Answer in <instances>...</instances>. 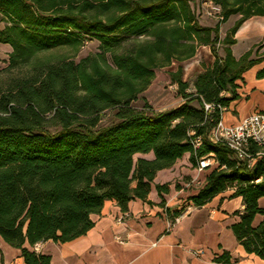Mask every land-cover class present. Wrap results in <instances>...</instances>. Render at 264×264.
<instances>
[{
  "label": "trees",
  "instance_id": "16d2710c",
  "mask_svg": "<svg viewBox=\"0 0 264 264\" xmlns=\"http://www.w3.org/2000/svg\"><path fill=\"white\" fill-rule=\"evenodd\" d=\"M212 1L221 7L219 22L239 16L222 38L218 24L199 22L191 0H0V43L11 48L2 68L10 76L0 86V237L20 249L25 264H49V256L24 243L85 233L104 200L123 211L131 199L145 200L156 171L184 153L193 166L209 153L215 159L190 203L200 207L232 190L229 197L242 204L232 234L244 252L264 259V160L248 167L226 145L209 141L220 111L205 114L202 106L227 107L238 97L236 81L257 59L250 49L234 57L231 45L244 20L264 15V0ZM88 41L97 50L77 60L38 57L59 46L75 55ZM200 45L214 59L202 63L189 90L181 63ZM173 62L166 73L181 101L154 109L143 92L155 70ZM192 135L202 137L196 149ZM148 152L152 158L136 156ZM213 260L231 257L223 251Z\"/></svg>",
  "mask_w": 264,
  "mask_h": 264
},
{
  "label": "crops",
  "instance_id": "0c3cea01",
  "mask_svg": "<svg viewBox=\"0 0 264 264\" xmlns=\"http://www.w3.org/2000/svg\"><path fill=\"white\" fill-rule=\"evenodd\" d=\"M235 15L230 16L233 23L239 17ZM3 24L0 21V28ZM234 39L231 45L234 57L238 58L246 50L258 46V53L261 54L252 57L257 62L243 72L242 79L236 81L238 97L231 99L227 110L222 113L227 122H234L253 110L264 109V76L257 75L264 68V15H253L244 20L236 30ZM238 43L246 48L236 55L233 47ZM206 46L211 61L214 59L208 45L198 46L194 55L181 63L183 80L187 81L190 74L195 75L200 71L202 61L191 59L197 55L199 47ZM0 50L3 51L0 61H4L11 50L10 45L0 43ZM185 64L188 66L185 67ZM246 72H250L248 81L244 79ZM193 104L197 106V103ZM136 156L152 158L153 154L138 153ZM188 156V153H184L170 167L156 171L145 200L131 199L125 211L114 199L104 200L100 211L91 214L93 225L85 233L64 242L51 239L40 242L37 252L48 255L49 264H264V259L244 252L232 234L230 224L237 219L233 212L242 208L239 196L229 197L232 190L217 194L200 207L194 206L166 230L164 204L171 213L183 205V199L184 204L190 202L188 195L204 183L208 172V169L196 171ZM192 177L200 179L201 185L189 191L184 185ZM155 184H166L167 192L158 193ZM176 184H181V187L175 188ZM116 235L124 242L117 241ZM24 245L32 249L27 243ZM195 248H203V253L193 255L190 250ZM223 251L229 252L231 261H214L213 258ZM0 264H25L20 249L9 245L1 237Z\"/></svg>",
  "mask_w": 264,
  "mask_h": 264
},
{
  "label": "built area",
  "instance_id": "2783aa9c",
  "mask_svg": "<svg viewBox=\"0 0 264 264\" xmlns=\"http://www.w3.org/2000/svg\"><path fill=\"white\" fill-rule=\"evenodd\" d=\"M200 1L205 15L212 16L218 20L221 18V7L219 4L212 0ZM202 106L205 114H209L214 108H218L220 111L218 120L207 133L209 141L223 143L232 150L233 156L237 161L245 162L248 167H251L257 160H264V109L253 110L244 116L238 117L234 122H227L222 116V113L227 110L226 106L211 102H203ZM190 141L192 147L196 149L201 144L202 137L201 135H192ZM214 163L213 154L209 153L197 157L195 169L201 172ZM200 182V179L197 177H192L184 187L188 188L191 184L197 185ZM193 207L194 205L190 202L185 203L178 208L177 214L172 215L168 212V206L164 204L163 211L167 226L166 230H169L184 215L188 214ZM119 220L118 218L117 221ZM115 239L119 242H124V239L118 235L115 236ZM39 243L37 242L32 246L35 252L39 250ZM190 251L193 255L200 256L203 253V248H195Z\"/></svg>",
  "mask_w": 264,
  "mask_h": 264
},
{
  "label": "rangeland",
  "instance_id": "374dc122",
  "mask_svg": "<svg viewBox=\"0 0 264 264\" xmlns=\"http://www.w3.org/2000/svg\"><path fill=\"white\" fill-rule=\"evenodd\" d=\"M191 4L194 8V11L196 12V15L198 17V20L201 24H212V25H216L218 24V33H219V37L222 38L224 36V33L227 32V29L232 25L233 20L231 17H229V19L227 21H225L226 23L223 22H219L218 19L212 17V16H207L203 13L202 8H201V1L200 0H191ZM238 15H235L234 17H236ZM246 47H243L242 44H236L233 47V53L238 55L241 52H243V50H245ZM260 48V46H258L256 49H254V47L250 48V57H255L258 56L261 53H258V49ZM207 46L206 47H199L198 51H197V55L195 57H193V59H198L201 60L202 62H200V66L202 67V63L208 65L211 64V55L209 54V51L207 50ZM97 50V42L96 41H88L85 42L84 45L80 48V50L77 52V54L72 55V49L67 47V46H59V47H55L52 48L48 51L45 52H41L38 54V57L41 58H45V57H49L52 60H57V59H61L63 57H67L69 56L70 58L77 60L79 56H83L86 53L90 52V51H96ZM217 50L218 53L220 55H223V48L221 45L217 44ZM3 54V51L0 50V55ZM72 55V56H71ZM187 62H190L189 60ZM185 63V62H184ZM183 63V64H184ZM6 65V61H0V86L3 87L5 85V82L7 81L8 77L10 76V72L9 71H4L2 68ZM177 63L173 62L170 66L168 67H164L161 69H156L155 70V74L150 82V84L147 86V88L145 89V91L143 92L144 96L146 97L147 101L150 103V105L157 110H163L165 108H169L172 107L174 105H176L177 103H179L180 96L177 95V91H176V84L171 83L169 81V77L168 74L166 73V70L168 69H175ZM188 65L185 64V67H187ZM249 73L250 72H246L244 75V79L246 81H248L249 79ZM194 79V75L190 74L188 76V83L190 84L189 90H192V81ZM140 101L135 102V105H140ZM192 103H196V101H193ZM104 121H106L104 119ZM136 157V156H135ZM201 185V182L197 185H193L191 184L188 188H186L187 190H195L196 188H198ZM181 184H176L175 188H180ZM186 197V196H185ZM184 199L182 200V204H184ZM231 235V233H230Z\"/></svg>",
  "mask_w": 264,
  "mask_h": 264
}]
</instances>
